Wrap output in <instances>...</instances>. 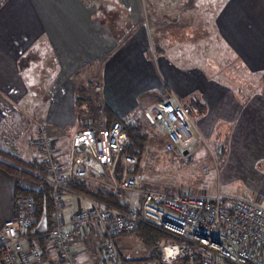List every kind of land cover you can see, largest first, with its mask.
Listing matches in <instances>:
<instances>
[{"label":"crops","instance_id":"1","mask_svg":"<svg viewBox=\"0 0 264 264\" xmlns=\"http://www.w3.org/2000/svg\"><path fill=\"white\" fill-rule=\"evenodd\" d=\"M202 42L206 50L199 56ZM228 66L242 75L240 83ZM97 84L101 96L94 92ZM169 91L191 108L218 156L209 172L215 176L212 188L207 184L196 193L263 202L264 0H0V228L14 216L16 184L36 194L49 184L42 130L70 172L72 137L85 120L107 131L125 122L149 138L144 158L129 175L142 189L167 184L178 162L191 161L166 151L167 134L153 119ZM5 164L35 180L15 176ZM123 168L119 162L117 177ZM104 182L69 186L62 197L66 217L92 204L117 213L141 211V192L117 196ZM54 215V208L46 215L47 230ZM140 232L116 237L125 261L152 256L142 248ZM35 234L24 247H37L45 261L62 264L46 232ZM105 239L96 225L74 233L70 245L77 261L109 264Z\"/></svg>","mask_w":264,"mask_h":264},{"label":"built area","instance_id":"2","mask_svg":"<svg viewBox=\"0 0 264 264\" xmlns=\"http://www.w3.org/2000/svg\"><path fill=\"white\" fill-rule=\"evenodd\" d=\"M97 1V0H94ZM94 92L102 95L97 84ZM102 115V114H101ZM154 121L166 132V151L184 160L207 139L199 131L191 108L185 106L174 91H169L154 112ZM104 124L88 118L72 137L75 170L65 172L55 158V143L42 130L39 144L50 175L49 189L55 209L52 227L46 231L57 249L62 264H80L70 245L73 234L96 225L103 228V250L109 264H264V201L243 196L197 194L187 190L176 193L169 189H142L129 175L138 158L123 154L131 140L122 126L105 130ZM188 154L185 155L184 152ZM123 163L117 177L116 169ZM205 173L210 169L205 168ZM109 178L104 182V177ZM86 179L103 181L115 195L139 191L143 194L140 212L135 209L117 213L92 204L67 218L62 197L71 185ZM36 202L31 195L15 198L14 216L0 228L1 264H51L42 258L37 247L26 249L24 241L34 233ZM143 220L180 239L158 248V259L128 261L122 259L116 237L132 232L136 222ZM170 253H172L170 255Z\"/></svg>","mask_w":264,"mask_h":264},{"label":"trees","instance_id":"3","mask_svg":"<svg viewBox=\"0 0 264 264\" xmlns=\"http://www.w3.org/2000/svg\"><path fill=\"white\" fill-rule=\"evenodd\" d=\"M96 87V85H95ZM106 117V116H105ZM109 118V117H108ZM107 117L105 118L106 120L108 119ZM111 119V118H110ZM121 122V121H120ZM123 130L127 133L131 140V145L127 147L124 151L127 155L129 156H134L138 158V160H142L144 158V155L146 154V151L148 149V143H149V138L147 134H143L140 129L131 127L129 124H125L123 122L122 124ZM1 156V152H0ZM4 165V164H2ZM8 171H10L12 174L15 176H19L22 178H26L29 180H35L34 176L30 173H27L23 170L19 171L12 165L10 164H5V167ZM83 181H81L79 184L73 185L76 188H79L82 184ZM49 186V184L47 185ZM43 187L38 194L34 192H27L23 189H21L17 184L15 187V196L18 197L20 195H31L35 202H36V212H35V223H34V231L39 225L42 217L44 214L47 215V218L51 216L53 213V203L51 200V192L49 187ZM137 230H140L139 236L141 239L147 244L153 247L152 249V256L150 259H158V248L168 242H179L180 239L168 234L167 232L161 230L160 228L149 224L143 220L138 221V226L132 231L128 233H133ZM38 234V235H42ZM37 235V234H35ZM179 264H184L183 261H181Z\"/></svg>","mask_w":264,"mask_h":264},{"label":"rangeland","instance_id":"4","mask_svg":"<svg viewBox=\"0 0 264 264\" xmlns=\"http://www.w3.org/2000/svg\"><path fill=\"white\" fill-rule=\"evenodd\" d=\"M212 44L214 46L216 45L215 42H212ZM206 45L207 44L203 42L200 43V46H203V48L201 49L202 52L199 54V56L203 55L204 51L206 50L205 49ZM228 67H230L228 73L231 74L233 78L236 77L237 78L236 82L240 83L241 81H238L240 80L238 78H241L242 75L236 72L237 71L236 68L232 66H228ZM208 145L209 148L202 146L198 149L197 153L190 156L189 157L191 159L190 162L189 161L184 163L178 162L179 169L175 168L172 170L173 178L166 177L168 180L167 184L164 183L163 185H161L159 190L173 187L175 188L176 191L174 192L176 193L182 192L183 189L196 193L202 190L203 188H205V185L207 184H209V187L212 188L213 184L210 181H214L215 178L214 173L207 174L204 172V169L205 168L211 169L213 167L214 161L218 159V156L217 153L215 152L213 145L210 142H208ZM183 160L184 159H180V161ZM168 175L170 176L171 174ZM174 176L177 177L174 178ZM172 183L173 185H171ZM140 244L144 250L153 249V247L150 245L142 244V243Z\"/></svg>","mask_w":264,"mask_h":264},{"label":"water","instance_id":"5","mask_svg":"<svg viewBox=\"0 0 264 264\" xmlns=\"http://www.w3.org/2000/svg\"><path fill=\"white\" fill-rule=\"evenodd\" d=\"M184 154L187 155L188 152L185 151ZM46 231H47V219H46V214H44L39 225L35 229V233L41 234V233H45Z\"/></svg>","mask_w":264,"mask_h":264},{"label":"snow or ice","instance_id":"6","mask_svg":"<svg viewBox=\"0 0 264 264\" xmlns=\"http://www.w3.org/2000/svg\"><path fill=\"white\" fill-rule=\"evenodd\" d=\"M172 253H170V255H171Z\"/></svg>","mask_w":264,"mask_h":264}]
</instances>
